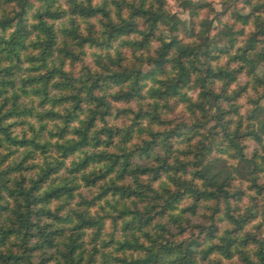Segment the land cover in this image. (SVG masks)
<instances>
[{"label": "trees", "instance_id": "trees-1", "mask_svg": "<svg viewBox=\"0 0 264 264\" xmlns=\"http://www.w3.org/2000/svg\"><path fill=\"white\" fill-rule=\"evenodd\" d=\"M59 2L0 0V224L11 225L8 231L0 229V247L12 235L21 238L19 244L12 245L15 252H0V264H233V248L249 243L259 245L257 261L264 264V233L257 229L246 233L244 240L239 237L243 227L264 211V156L260 155L264 152V94L249 101L254 107L247 117L259 126L256 132L243 129L242 123L233 130L236 121L232 117L240 116L235 101L226 92L220 96L208 92L209 85L215 88L216 80L235 83L247 75L243 64L229 72L213 68L220 55L236 49L243 33L237 34L236 25H232L213 38L210 20L205 18L197 24L199 13L210 5L193 4L192 0L182 4L192 13L190 29L183 27L177 15L169 18L153 13L146 7L148 0H141L139 7L133 5L127 21L121 15L111 23L104 9L92 8V0H64L70 7L62 5L53 11ZM239 2L235 0V4ZM229 8L218 14L217 20L222 21ZM123 11L121 7V14ZM257 12H264V4L258 5L253 15ZM233 19L241 18L234 13ZM251 19L249 16L244 22ZM157 26L171 33L172 42L164 45L148 66L123 62L127 56L122 46L125 38L144 32L143 46L147 47L150 41H160ZM255 26L243 55H238L251 67L264 63V22L257 18ZM182 37L190 42L184 43ZM225 41L223 49L217 47ZM115 50L120 61L113 62L115 67L109 72L102 63L115 56ZM177 69L178 79L182 77L178 85L149 87L156 77H167ZM129 81V94L110 96L112 88L125 87ZM192 83L203 86L205 103L211 107L203 119L180 118L176 129L153 130L149 140L122 154L96 152L77 163L75 152L68 151L78 143L117 147L126 139V133L120 136L127 127L121 117L139 109L132 122L139 127L142 117L148 116L144 108L151 111V105L140 103L147 99L142 95L144 89H148L146 95L159 96L167 106ZM134 102L137 108L132 107ZM80 115L85 116V122L72 127ZM151 115L160 119L156 112ZM97 120L103 127H97ZM200 129H207V143L197 146L199 156L192 167L179 161L170 163L178 146L191 143ZM245 140L252 142L241 147ZM228 149L234 150L233 159L239 157L236 166L224 159ZM38 152L54 157L40 180L28 163ZM213 152L217 155L212 156ZM102 159L109 161L106 172L110 180L95 173L78 176L88 160ZM170 167H178L185 174L193 172V179L201 181L190 185L193 203L185 207L182 218L172 214L187 204L186 199L173 205L171 197L161 199L155 190L141 184L143 176L153 173L160 179ZM61 172L63 176H59ZM53 174L62 183L56 192L41 195V188ZM234 174L241 180L238 187ZM98 180L105 183L98 186ZM252 191L256 196L246 204L247 192ZM52 196L70 201L71 210L56 214L50 208ZM71 205L81 206L85 214L73 221L76 209ZM9 212L15 219L8 218ZM136 232L152 240V245H140ZM213 253L219 255L210 260ZM243 264L253 261L247 257Z\"/></svg>", "mask_w": 264, "mask_h": 264}, {"label": "clouds", "instance_id": "clouds-1", "mask_svg": "<svg viewBox=\"0 0 264 264\" xmlns=\"http://www.w3.org/2000/svg\"><path fill=\"white\" fill-rule=\"evenodd\" d=\"M79 2V0H77ZM141 0H92V8L94 9H104L110 16V21H117L118 18L122 15L123 21H127L131 8L133 5L139 7ZM193 4H205L210 5V7H205L203 13H199V19L197 20V24L203 21L205 18H208L212 22V27L214 31L212 32V37L215 38L218 33L222 30H225L226 27H231L232 25H236V33H243L239 35V42L236 45V49L233 50L228 55H220L218 61L213 64V68L224 69L225 72H229V70L236 68L237 65L243 64L245 67L246 76H241L235 83L230 80H216L215 88L212 89L211 85L208 87V92L213 91L217 93L216 96L222 95L226 92L227 97L231 98L235 101L234 107L240 110V116H234L232 119L236 121L235 124L232 125V129H238L242 123L243 129H251V131H259V126L256 124L254 120H249L247 117V112L254 107L253 104H250L249 101H256L262 94H264V63L259 64L258 66L251 67L246 66L243 61L238 59V55L242 56L243 51L245 49V45L251 35L256 31V19L259 18L261 22H264V12H257L253 15L254 9L260 5L264 4V0H251V2H247V0H240L238 4H235V0H192ZM183 0H148L146 5L147 8L151 9L153 13H159L160 15H165L167 17H171L172 15H177L183 21L191 20V11L185 10L182 7ZM233 5L235 7L228 13V16L223 17L222 21H217V14L225 11V5ZM62 5L67 7L69 3H65L64 0H60L59 3L55 4L53 11L56 9L62 8ZM123 8L124 11L121 14L120 8ZM237 14L241 19L234 20L233 14ZM71 13H69V16ZM252 16L251 20H248L247 23L244 22L246 18ZM32 24L38 23L37 20H31ZM158 31L157 35L160 37V41H150L148 46L145 47V34L144 32H138L134 34L130 39L125 38L122 42V46L127 53L124 61L125 63H133L138 66L144 65L148 66L153 57L157 56L158 51L164 47L166 44H170L171 33L163 27L157 26ZM7 39V37H5ZM35 39V37H33ZM43 39V38H42ZM184 39V37H182ZM188 39H184V43H189ZM225 42H221L217 45L218 48L223 49L226 45ZM90 45H86L88 47ZM115 56H111L108 59L104 60L102 66L107 65V70H110L115 67L113 62H119L120 56L117 50H115ZM255 54H250V56H254ZM63 58H61L62 62ZM231 65V67H229ZM51 67V65H49ZM154 67V64L151 65ZM179 77V70L170 72L167 77H156L152 80L149 87L150 88H160L163 84L165 87L168 84H172L175 82L177 85L180 83L182 77ZM132 84L129 81L128 85L125 87H114L110 91V96L115 95L117 92L120 95L129 94V86ZM246 86V91L244 88ZM148 89H144L142 95L147 97L146 101H142L140 103L151 105V111L149 108L145 107L144 112L148 113L147 118L142 117V123L139 127L134 125L132 122L136 120V115L139 113V109H137L136 113L125 114L121 117V122H127V127L122 129L120 132V136H125L124 139L117 147L110 148H96L92 145H85L83 143H78L71 147L68 151L75 152L76 157L79 158L77 163L84 161L88 156L93 155L96 152H105V153H115L119 151L121 154L128 151H133L136 149L138 145L142 143V141H147L150 138V133L156 129H169L174 130L177 128V120L180 118H187L189 121L194 119H203L204 112L210 109L211 107L205 103L204 98V89L199 83H192L190 88H185L180 96L175 97L167 106L161 102L159 96L153 98V96L146 95ZM239 97V99H237ZM120 106L125 107L123 103L119 104ZM261 106L264 107V102L261 103ZM91 107L95 108V104H91ZM133 108H137L136 102L132 105ZM57 111H61L57 109ZM151 112H156L160 119L156 120L155 117L151 115ZM85 122V116L79 117L78 121H75L72 124V127L80 126ZM111 126L112 123H109ZM97 127H103L100 124L99 120H97ZM71 132V130H70ZM192 135H195L193 133ZM207 129L199 130V135L195 136V139H190L191 143L188 141L180 144L178 146L176 155L173 157L170 163L175 164L177 161L184 162L188 167H192V162L197 159L199 156V152L197 151V146L207 143ZM101 139H103L101 137ZM129 141H131L129 143ZM251 140H245L241 147H245L250 144ZM56 141H52V144H55ZM227 147V145H225ZM187 149V151H185ZM83 150V151H82ZM232 151L228 149V156L224 157V159L229 160L233 166H236L239 163V157L232 158ZM215 152L212 153V156H216ZM261 156H264V152H261ZM69 159H75V157L69 156ZM54 162L53 156L42 155L41 153H36V157L33 160H30L28 163L35 168V172L33 175L36 176L37 180H40L43 176L44 172L47 171L49 165ZM259 162V161H257ZM109 165V161L107 159H102V161H92L88 160L87 164L83 169L78 172V176H83L85 172L88 174H97V175H107L108 179H111V176L107 174L106 169ZM119 167V165H116ZM64 173H59V176H63ZM235 175V174H234ZM264 175V173H261ZM235 185L238 187L241 185V180L238 175H235ZM52 180H57L56 184L52 183ZM154 181V182H153ZM62 181L58 180L57 175L53 174L49 180L45 181V186H43L40 190L41 195H44L51 190L52 192H56L57 185L61 184ZM104 180H98L97 185L104 184ZM201 181L193 179V172L185 174L183 170L178 167H170V170L167 171L160 179H156L153 173L149 175H145L141 179V184L143 187H149L150 190H155L156 195L161 199L166 197H171V202L173 205L176 204L177 201L184 198L186 199L187 204H181L179 209L174 212L172 215L176 218H182V214L186 206H191L193 203L192 193L190 190V185H199ZM245 191H247V183L244 184ZM75 190V189H73ZM175 194V195H174ZM256 194L254 191L247 192V197L245 203H249L252 197H255ZM53 204L50 206L51 209L55 211L58 215H63L65 212H69L71 209L69 207L70 201H67L64 197L56 198L52 196ZM135 199V198H133ZM153 199H155L153 197ZM260 198L257 197L256 200ZM81 206L71 205V208H75L76 212L73 214V221L76 220L77 215H83L80 211ZM9 219H15L11 216V212L7 214ZM131 219V217H128ZM167 219V217H166ZM11 228L10 224L4 223L0 224V229H4L8 231ZM259 229L260 233H264V211H261L259 214V218L252 221L250 224H246L243 227V230L239 233V237L241 240L245 239V234L249 232H255ZM235 230L233 227L232 231ZM148 231V230H147ZM149 232V231H148ZM153 239H155V233L152 234ZM135 238L138 239L139 244L143 245L145 248H148L152 245V240L146 239L145 235L141 232L135 233ZM19 237L16 235H12L9 237L7 244L4 247H0V252L7 253L9 250L15 252L16 249L12 248L13 244L20 243ZM218 243V241H216ZM259 245L255 243H249L247 247L243 244L237 245V247L233 248V264H243V259L250 257L253 261V264H258L257 255H258ZM138 255L141 253H137ZM120 255H124L121 253ZM219 254L213 253L209 258L215 259ZM223 260V257H221ZM85 261H87V257H85ZM224 264H228L227 261Z\"/></svg>", "mask_w": 264, "mask_h": 264}, {"label": "rangeland", "instance_id": "rangeland-1", "mask_svg": "<svg viewBox=\"0 0 264 264\" xmlns=\"http://www.w3.org/2000/svg\"><path fill=\"white\" fill-rule=\"evenodd\" d=\"M227 7H230L229 9H230V11H232V9L235 7V4L234 5H231V6H229V5H225V9L227 8ZM204 12V11H203ZM202 12V13H203ZM224 12V11H223ZM223 12H221V13H223ZM221 13H219V14H221ZM218 15V14H217ZM226 16H228V14L227 15H225V16H223V17H226ZM223 17H222V20H223ZM217 16H216V20H217ZM180 19V18H179ZM208 19V18H207ZM181 20V19H180ZM209 20V19H208ZM182 22H183V27H185L186 29H190L191 28V22L193 21V19L191 18V20L190 21H183V20H181ZM217 21H219V20H217ZM213 28V27H212ZM213 31H214V29H213ZM221 32V31H220ZM219 32V33H220ZM238 264H239V262H238Z\"/></svg>", "mask_w": 264, "mask_h": 264}]
</instances>
